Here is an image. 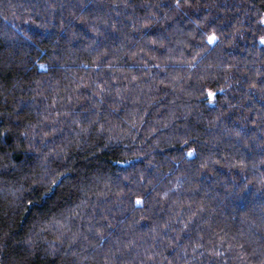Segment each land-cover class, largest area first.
Segmentation results:
<instances>
[{"label":"trees","instance_id":"trees-1","mask_svg":"<svg viewBox=\"0 0 264 264\" xmlns=\"http://www.w3.org/2000/svg\"><path fill=\"white\" fill-rule=\"evenodd\" d=\"M0 264H264V0H0Z\"/></svg>","mask_w":264,"mask_h":264}]
</instances>
